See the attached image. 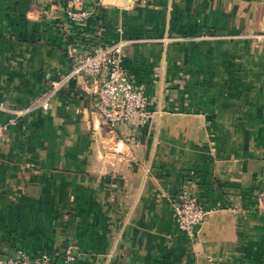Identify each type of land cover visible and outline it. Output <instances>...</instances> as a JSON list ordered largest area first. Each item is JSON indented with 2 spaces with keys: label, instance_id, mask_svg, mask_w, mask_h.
<instances>
[{
  "label": "crops",
  "instance_id": "0c3cea01",
  "mask_svg": "<svg viewBox=\"0 0 264 264\" xmlns=\"http://www.w3.org/2000/svg\"><path fill=\"white\" fill-rule=\"evenodd\" d=\"M119 37L139 40L121 66L152 118L102 128L81 75L19 119L0 137V256L264 264V0H0V121L70 73L69 49ZM184 185L209 211L192 237L173 213Z\"/></svg>",
  "mask_w": 264,
  "mask_h": 264
},
{
  "label": "built area",
  "instance_id": "2783aa9c",
  "mask_svg": "<svg viewBox=\"0 0 264 264\" xmlns=\"http://www.w3.org/2000/svg\"><path fill=\"white\" fill-rule=\"evenodd\" d=\"M66 13L70 20L79 23L90 14L84 10H67ZM138 41L119 37L108 46H94L84 55H77L73 49H69L68 54L73 60L70 73L51 82L50 91L34 106L8 110L10 117L0 121V137L28 112L35 108L47 110L49 99L61 91L69 79L81 75L95 82L94 119L98 125L111 133L128 128L131 136L138 135L139 129L152 118V113L148 111L150 101L145 96L144 87L134 84L130 73L121 66L124 49ZM173 213L177 228L192 237L205 222L209 211L201 206L197 192L184 185L173 203ZM73 260L71 255H67L62 264H69ZM0 264H52V260L47 256L34 261L23 256H0Z\"/></svg>",
  "mask_w": 264,
  "mask_h": 264
}]
</instances>
